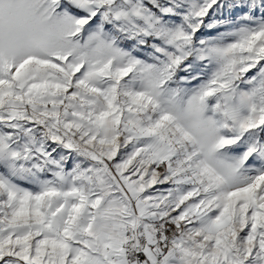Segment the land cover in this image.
Segmentation results:
<instances>
[{
  "label": "snow or ice",
  "instance_id": "obj_1",
  "mask_svg": "<svg viewBox=\"0 0 264 264\" xmlns=\"http://www.w3.org/2000/svg\"><path fill=\"white\" fill-rule=\"evenodd\" d=\"M0 264H264V0H0Z\"/></svg>",
  "mask_w": 264,
  "mask_h": 264
}]
</instances>
